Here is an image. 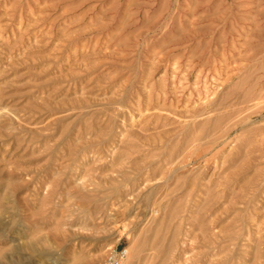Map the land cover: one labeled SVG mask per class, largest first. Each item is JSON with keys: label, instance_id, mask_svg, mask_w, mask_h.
<instances>
[{"label": "rangeland", "instance_id": "374dc122", "mask_svg": "<svg viewBox=\"0 0 264 264\" xmlns=\"http://www.w3.org/2000/svg\"><path fill=\"white\" fill-rule=\"evenodd\" d=\"M264 264V0H0V264Z\"/></svg>", "mask_w": 264, "mask_h": 264}, {"label": "built area", "instance_id": "2783aa9c", "mask_svg": "<svg viewBox=\"0 0 264 264\" xmlns=\"http://www.w3.org/2000/svg\"><path fill=\"white\" fill-rule=\"evenodd\" d=\"M126 255V249H116L109 254L104 264H124Z\"/></svg>", "mask_w": 264, "mask_h": 264}]
</instances>
